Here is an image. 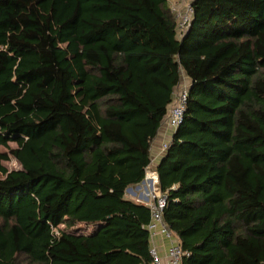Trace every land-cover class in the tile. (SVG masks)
Here are the masks:
<instances>
[{"label": "trees", "instance_id": "obj_1", "mask_svg": "<svg viewBox=\"0 0 264 264\" xmlns=\"http://www.w3.org/2000/svg\"><path fill=\"white\" fill-rule=\"evenodd\" d=\"M168 2L0 0V264L151 262L126 191L182 72L165 223L183 264H264V0H195L181 39Z\"/></svg>", "mask_w": 264, "mask_h": 264}, {"label": "built area", "instance_id": "obj_2", "mask_svg": "<svg viewBox=\"0 0 264 264\" xmlns=\"http://www.w3.org/2000/svg\"><path fill=\"white\" fill-rule=\"evenodd\" d=\"M177 1L184 4V15L180 13L181 20L176 17L175 13H173L177 22L176 33L181 39L191 25L194 15L193 3L195 0ZM181 85H183V82ZM189 90L190 87L188 86L186 89H179L177 93L176 91L174 92L173 103L170 105L161 127V129L166 128L168 131L170 130L172 134L169 139L162 143L160 148L156 150L155 154L151 146V161L145 172L143 182L126 191L127 196H130L131 194L129 193L132 191L136 197L137 202L135 203L146 206L150 212L151 220L146 228L150 234L151 241V262L149 264H183L184 260L189 256V252L182 248L181 243L176 240V236L165 223L164 211L167 207L168 196L166 192H163L160 189V178L157 172L159 158L161 159L166 154L175 132L185 122ZM158 237H163L171 241L165 258L161 256L159 249L156 246L155 240Z\"/></svg>", "mask_w": 264, "mask_h": 264}, {"label": "rangeland", "instance_id": "obj_3", "mask_svg": "<svg viewBox=\"0 0 264 264\" xmlns=\"http://www.w3.org/2000/svg\"><path fill=\"white\" fill-rule=\"evenodd\" d=\"M168 5H169V8H171V11H170L171 14L174 15L173 13H175L176 17L181 20L180 13L182 15H184V4L182 2L177 1V0L176 1L175 0H171V1L169 0ZM174 11H176V12H174ZM176 25H177V22H176ZM188 30H189V28H188ZM188 30H187V32H188ZM181 82H183V85H180L175 90L176 93L179 91V89H186V88H188V86L190 87V80L186 77V75L183 72H182ZM10 148L11 149H16L17 145L15 143H11L10 144ZM4 153H8V150L0 146V154H4ZM2 165L5 168H7L9 170V172L21 170V165L12 157H10L9 161L2 162ZM0 179H7V176H3V175L0 174ZM127 198L129 200H131L130 197H127ZM85 231H86V229H84V227H81V228H75L73 230H70L69 232L73 233V234L81 235V234L90 233L93 230L92 229H87V231L86 232ZM22 261H25L24 258H22ZM26 263L27 262H24V264H26Z\"/></svg>", "mask_w": 264, "mask_h": 264}, {"label": "crops", "instance_id": "obj_4", "mask_svg": "<svg viewBox=\"0 0 264 264\" xmlns=\"http://www.w3.org/2000/svg\"><path fill=\"white\" fill-rule=\"evenodd\" d=\"M171 134H172V132H170V130L168 131L166 128H162L159 131L158 137L156 138V140L153 142V145H152V148L154 150V154H155L156 150L160 148L161 144L166 142L169 139ZM159 163H160V158L158 160V165H159ZM129 194H131V195L130 196L126 195V197H130V199L132 201L137 202L135 194L132 191H130ZM176 240L180 243V240L178 237H176ZM155 243L159 249L161 256L165 258L167 251H168V248L171 244V241H169L168 239L163 238V237H158V238H156Z\"/></svg>", "mask_w": 264, "mask_h": 264}]
</instances>
